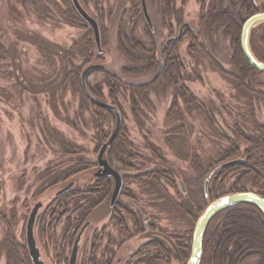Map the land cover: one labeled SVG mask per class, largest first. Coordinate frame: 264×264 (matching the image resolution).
<instances>
[{
	"label": "rangeland",
	"instance_id": "374dc122",
	"mask_svg": "<svg viewBox=\"0 0 264 264\" xmlns=\"http://www.w3.org/2000/svg\"><path fill=\"white\" fill-rule=\"evenodd\" d=\"M144 1L152 20V29L148 27L144 19L142 0L134 15L131 14L128 0H79L82 7L98 23L101 48L104 50L99 53L90 26L75 11L71 0H0V41L5 49L0 52V264H7L8 260L10 264L27 262L28 253H22L20 244L25 239V223L28 214L33 204L39 201V196L56 195V191L65 184L63 181L55 187L46 189L48 176L47 179L43 177L49 163H56L60 158H64L63 152L60 153L64 145L60 141L61 137L65 139L66 146L69 147V149L65 148V151L71 152L65 156V159L82 157L95 164L93 167L85 168L84 171L74 165L69 166L72 178L68 181L74 178L80 185L85 181L82 175H88V180L96 170V153L103 142L97 143L95 130L98 127L97 119L102 118L104 113L96 108H94L96 111L91 109L93 105L98 106L91 103L81 89L82 69L92 64L82 65L86 40L84 37L87 32L90 33L92 50L103 57V62L93 63L102 64L104 69L122 77L127 83L146 84L150 80L154 83L149 86L150 90L147 91L146 98L142 96L139 99L142 103L136 114L131 112L127 94L120 95L116 89L114 91L125 110V118L122 120L125 146L130 153L137 152L140 156L139 159L131 157L127 159L129 163L138 165L134 168H125L118 162L110 161L114 169L122 176L143 173L151 166L149 160L152 162L156 160L151 151L154 149L158 151L160 157H164V165L173 170L171 174L175 185L173 186L166 178L151 180L154 183L137 182L133 179L128 182L124 179L118 201L123 200L126 203L128 200L129 204L135 205L132 207L126 204L130 210L137 213L135 216L137 225L133 223L130 215L118 211L117 215L119 219H122L123 227L120 228L117 225V221L112 218V208L109 206L110 191L106 200L95 203L88 209L91 211L86 215V219L91 220V224L82 239L89 232L88 236L92 235V243L96 247L94 248V244L90 241V246L95 251L93 256L90 253V257L86 254L84 258L85 249L82 252L80 242L76 264H80L81 257L88 262L93 259L98 261L102 252L110 248L114 250L113 264H186V258L190 254L189 247L185 250L181 248L183 256L179 259L174 257L175 253L168 251H164L161 255L160 251L154 249V245H148L151 248L147 247L146 243L150 240H165L164 235L156 230L150 232L145 227L148 224H155L169 231V234H174L172 235L174 237L186 236L189 229L194 228L196 218L209 203L204 193L202 195L203 184L208 177V171L219 164L223 142L213 136L208 120L204 119L202 122L200 116L195 111L187 110L183 99L176 95L173 89L175 74L174 72L169 74V68L164 63L166 47L171 42H180L179 50L183 49L184 53L180 54L179 59L185 65L188 76H191V80L185 81V86L206 109L216 107L217 102H220L219 99L224 100L231 110L230 113L226 112L222 116L227 123H230L229 115L235 116L238 113L233 107L243 108V104L235 99L236 95L230 85L231 82L211 67L204 55L201 56L202 52L197 55L198 53L190 54L186 51L189 40L183 34L186 29L191 30L190 28L184 27L178 40L166 42L169 36L177 34L178 28L183 23H188L195 32L199 30L201 28L199 16L213 2L210 3L211 0H172L169 5H166L163 0ZM255 1L259 6L264 5V0ZM237 2L238 0H220L219 6L230 8L234 6L232 3L237 4ZM68 4L81 21L76 19L69 24L64 22L61 17L62 11L67 10L65 7H68ZM238 9L239 7L235 6L233 11L237 12ZM131 16L132 22L128 21ZM177 17L181 21L180 25L175 22ZM119 27L124 35L128 33L130 35L134 28L133 36L146 49H149V54L154 55L155 64L151 71L140 72L146 64L143 60H139L141 56L135 55V61H127L118 50ZM101 31L105 34L104 43H102ZM29 32L32 35H29ZM227 38L220 32H217L214 37H206L205 40L202 39L203 49L224 68L231 70V46ZM36 41L44 42L49 56L39 52V44ZM7 51L12 55V60ZM13 58L17 60V63ZM73 66L77 68L79 82L73 80V84L70 82L64 85L58 84L63 73L70 72ZM80 66L82 68L78 69ZM124 66L131 69L139 68V74L126 73L122 69ZM158 68L160 70L157 72ZM14 69L21 71L26 85L22 86L19 83ZM55 79L56 84L53 83ZM86 84L98 100L110 102L111 90L104 82L102 72L88 73ZM262 90L264 91V88ZM173 102L179 105L178 115H169ZM259 105L253 117L259 124H264L263 108ZM249 113L250 110L247 116L251 117ZM105 118L103 124L105 128L102 127V131L109 137L115 123L113 118L109 121H107V115ZM122 125L112 143L116 140L119 142L118 136ZM243 131L246 135L250 133V131ZM233 141L240 150L246 145L244 138L234 137ZM128 144L132 146L131 149ZM174 148L176 150L180 148L185 155L176 157ZM238 157L243 158L240 154L230 159ZM177 159L180 160L177 162ZM175 168H179V176L175 175ZM179 181L183 183L185 192L181 191ZM113 182L111 187L114 186ZM127 193H130L132 197ZM93 196L94 202H97L98 196L95 194ZM84 203V200L80 199L63 205L66 208V212L63 211L65 212L64 221L74 208L82 206L85 208ZM177 204L185 205L182 210H179L176 208ZM42 205H44L43 202ZM43 207L39 210L35 221L34 237L44 264H54V249L51 247L52 243L50 244L52 235L47 226L48 219H45L41 232L38 225ZM140 209L146 219V216L149 217L147 222L142 220ZM102 228L105 231L100 239L98 235ZM57 233L60 236L63 228H60ZM94 233L97 234L95 238ZM165 234L168 238L166 231ZM169 239L173 242L172 237ZM71 248L72 246L67 251L68 256ZM116 259H119V262ZM260 260L258 255L241 257L238 264H260Z\"/></svg>",
	"mask_w": 264,
	"mask_h": 264
},
{
	"label": "trees",
	"instance_id": "16d2710c",
	"mask_svg": "<svg viewBox=\"0 0 264 264\" xmlns=\"http://www.w3.org/2000/svg\"><path fill=\"white\" fill-rule=\"evenodd\" d=\"M163 1L166 3V5H169L170 1L172 0ZM128 2L131 14H136L134 12L137 11L140 0H128ZM212 2L213 4L210 5L207 10L202 12V14L199 16V23L201 25V28L196 32L194 31V29H186L184 31L183 36H185L186 39L189 40L186 51L190 54L198 53L197 55L202 52L203 54L201 56L204 55L206 61H208L211 67H213L215 71L220 73L223 77H226L229 82H231L230 85L235 91V93L234 91L233 93L236 95L235 99L243 104V108L233 107V109L237 110L238 113L235 112V116L229 115V118L231 119L230 123H227L224 116L222 115H224L226 112L230 113L231 109L229 108L228 104H225L224 100L222 101L219 99L220 102H217L216 107L212 106L209 109H206L202 103H198L197 97L194 96L185 86V81L191 80V76H188L187 71L185 70V65L179 59L180 54L182 55L184 53L183 49H181L182 51L179 50V41L171 42L166 47V49L164 50V63L165 66L169 68V74L172 72H174L175 74L173 79V89L174 91H176V95L180 96L183 99V103L187 110L190 109V106H192L193 110H204L205 119L208 120V123L212 127L213 136L217 137L223 142L219 164L221 162L229 160L230 158L239 156L240 154H242L244 159V162L241 164L221 168L210 178L207 194L209 202H213L226 194L242 191H252L264 198V124H259L257 119L253 117L254 111H256L258 108V104L262 105L264 112V91L262 90V88H264V81L261 80H264V73L251 68L245 61L240 50V32L244 20L254 13L264 11V5L261 4V6H259V4L255 0H238L237 4L232 3V5L234 6L230 8H222L221 6H219L220 0H211L210 3ZM235 6L239 7L237 12L233 11L235 9ZM65 8H67V10L63 9L61 16L62 19H64L65 23L69 24L76 19L78 21H81L70 4H68V7ZM131 19L132 16L129 17L128 21H131ZM175 22L177 23V25L181 24L179 17L176 18ZM133 29L134 28H132L130 35H128L129 33L124 35L119 27V32L117 35V48L127 61L133 62L135 61L137 55L141 56L139 60H143L144 62H146V64L140 72L151 71L155 64L154 55L149 54V49H146L143 44L139 43L136 40V38L133 36L135 35ZM217 32H220L222 33V35L229 38L231 46V70L224 68L220 64V62L214 59L207 51L203 49L204 41L202 39L205 40L206 37H214ZM101 33H103L102 43H104V31H101ZM28 34L32 35V33L30 32ZM121 37H123L124 39ZM84 38L86 40L83 50L84 54H82V65H86L96 61L103 62V57L92 50V45L90 43V33H85ZM39 40H41V38ZM36 42L39 44V52H44L45 55L47 54L46 56H49V52L47 51L44 42ZM249 42L251 51L254 56L259 61L264 62V23L251 30ZM3 50H5L4 45L0 41V52ZM8 55L12 60V55H10L9 52ZM193 57L197 58V56ZM14 61L17 63L16 59H14ZM80 68L82 67L80 66L78 69ZM122 69L126 73H129L131 75L139 74V68L131 69L124 66ZM93 71L102 72L104 82L112 91H110L109 93V103L115 105L118 108L122 120L125 118V110L122 108L123 106L114 94L115 89L118 93H120V95H124L125 93L127 94V97L130 101L131 112L133 114H136L137 110L140 109V105L142 103L139 99H141L142 96L143 98H146V96L148 95L147 91L150 90L148 89L149 86H152L154 84L151 80L146 84L127 83L122 77L117 76L104 68L96 69ZM71 75L74 78H69V76ZM77 75V68L73 66L70 72H66L65 74L63 73L60 80H58V84L62 83V85H64L68 82H70L71 84H73L74 81L79 82V80L77 79ZM15 76L22 86L26 85V81L24 80L21 71H18V69H16ZM55 82L57 83L56 79L53 83ZM90 88L93 91L92 87ZM233 96L234 95L232 94V98ZM92 105L93 104H91V106ZM94 108H96L97 110L99 109L100 111H102V113H104V116L100 119H97L98 122L96 123L98 126L95 130L96 140L99 144L101 142H104L103 140H106L108 138L106 136L107 134L102 131V127L105 128V126H103L106 120V118L104 119L105 115H107V121L112 118L114 119V115L110 110L94 107L93 105L91 109L95 110ZM243 109L244 111H242ZM248 110H250L249 114H251V117L247 116ZM178 112L179 105H176L173 102L169 115H177ZM254 123H256L255 126ZM243 130L250 131V133L246 135L244 134ZM123 132L124 126L122 127L121 133L118 136L119 142H117L116 140L110 147H108L106 151V157L109 161L118 162L125 168H134L138 165L136 163H129L127 159H129L130 157L133 159H139L140 156L137 152H129L130 150L125 146L126 143L123 139ZM234 137L245 139L246 145L242 150H240L233 141ZM60 141L62 144H64L62 145L60 151V153L63 152L64 158H60L56 163L51 162L46 167L43 173L44 178L48 176V179L46 178L47 183L45 184L47 185L46 189L55 187L56 184L63 181L65 182V184H67L69 182L68 179L72 178V172H70L69 170V168L72 167L71 165H74V167L79 168V170L81 171H84L85 168L95 166L94 162L86 159L84 160L82 157H77L75 159H65V156L70 154L71 152H68L69 150L65 151V148L69 149L68 145L66 146L65 139L61 137ZM128 147L130 149L132 148V146L129 144ZM75 149L77 148L75 147ZM151 151L154 158L157 160V163L156 160H154V162L149 160L151 166L150 168L148 167L145 172L138 173L137 175L132 176H122L123 180L126 179L129 182L133 179L137 182L149 181L150 183H154L151 180H156L157 178H166L174 186L175 180L173 181L171 174L173 170H171L170 167H166L164 165V157H160L158 151L154 149H151ZM174 152L176 157H178V155H185L182 153L180 148H178L177 150L174 148ZM178 160L180 159H177V162ZM215 166H213L208 171V173H210L215 168ZM175 169V175L179 176V168ZM87 176L88 175H82V177H85V181L80 185L77 184L78 180H75L73 178V180H71L74 182L73 186L69 190L58 196L55 194H52L51 196H49V194L39 196V201H42L44 203V207L41 210L42 214L38 219L39 230L40 232L42 231L45 219H48L47 226L49 227V232L52 235L50 244L52 243L51 247L54 249V264H68L67 251L72 246V243L74 242L78 231L80 230L82 225L88 221L89 224L83 233V235H85V232L91 224V220L86 219V215L91 211L88 209L90 207H93L95 203L98 204L106 200L110 193V186L112 183L111 179L107 177L94 178V176L91 175L90 179L87 180ZM41 180L42 179H40V181ZM226 182L228 183L227 187L225 186ZM94 194L98 196L97 202H94L93 200ZM127 195L132 197L130 193H127ZM80 199L84 200L85 208H83V206L74 208L72 213L70 212V216H68L64 221L63 217L66 212V208L63 207V205L67 204L68 202L79 201ZM134 203H136V201H134ZM184 205L185 204L181 206L177 204L176 208L182 210ZM64 210L65 212H63ZM117 210H119L120 212H124L120 205L115 206L111 209L112 218L115 219L117 221V225L122 228V220L119 219ZM125 213L130 215V218L132 219L134 224L137 223L135 217L137 213L134 210H130L128 208ZM189 214L191 215V212ZM151 226L153 227L152 224H149L148 226L150 232L155 231ZM58 228H63V233L60 236H58L57 233V231H59ZM192 230L189 229L186 236L182 235L180 237H174L172 236L174 234H169V231L161 228L160 234L164 235L165 240H150L146 243V245L147 247H151L148 245H154V249L160 251L161 255H163L162 253L164 251L175 253L174 257H177L179 259L183 256L181 248H184L185 250L186 247H189L190 251ZM104 231V228H102L100 234L98 235L100 239L103 237L102 233ZM165 231L169 235L168 238L165 236L167 235L165 234ZM88 233L83 239L81 238L80 241L82 252L85 249V254L83 255L84 258L86 254L88 255V257H90V253L91 256H93V250L90 246V241L92 243V235L88 236ZM96 235L97 234L94 233V237H96ZM171 237L173 238V242L169 239ZM20 247L22 253L26 254L27 249L25 240L20 244ZM110 254V250L105 249L98 261L93 259V261L88 262V260H84V258L81 257L80 264H113ZM27 255V262L25 264H31V261L28 258L29 256ZM256 255L260 256L261 258L260 264H264V216L259 208L250 203H241L229 207L212 217L204 231L202 240V256L199 264H238L239 258L249 256L252 257ZM187 259L188 258H186V260ZM7 264H10L9 260Z\"/></svg>",
	"mask_w": 264,
	"mask_h": 264
},
{
	"label": "water",
	"instance_id": "95a60500",
	"mask_svg": "<svg viewBox=\"0 0 264 264\" xmlns=\"http://www.w3.org/2000/svg\"><path fill=\"white\" fill-rule=\"evenodd\" d=\"M72 5L75 9V11L78 13V15L90 26L92 32H93V36H94V42L96 45V48L98 50V52H103L104 50L101 48V36H100V29L98 26V23L96 21V19L94 17H92L80 4L79 0H71ZM142 13L143 16L145 18L146 23L148 24V26L150 27V29H152V21L150 18V15L148 13V10L146 8V4L145 1L142 0ZM264 23V11L262 12H257L254 13L252 15H250L249 17H247L241 27V32H240V50L241 53L245 59V61L247 62V64L259 71V72H263L264 73V62L259 61L254 54L251 51L250 48V42H249V36H250V32L251 30ZM184 27H190V25L188 23H183L179 29L178 32L175 36H172L170 38H168L166 40V42L168 41H176L181 37L182 31ZM162 64V63H161ZM104 66L102 64L99 63H92L89 64L87 66H85L82 69L81 72V76H80V84H81V89L83 91V93L85 94V96L87 97V99L95 104L96 106L106 109V110H110L112 111L113 115H114V129L113 132L111 133V135L106 139L105 142H103V144L100 146V148L98 149L97 153H96V164H97V170L94 172L93 176L94 178H101V177H105V176H110L113 178L114 181V186H113V190L110 196V205H114L118 194L120 192V189L122 187V177L119 174V172L114 169V167H112L108 161V159L105 157V153L106 150L108 149V147H110L112 145V142L114 140V138L116 137L118 131L121 128L122 125V117L120 114V111L118 110V108L109 103V102H104L101 100H98L89 90L87 84H86V78L88 73H90L92 70H96V69H103ZM160 70V68H158L157 72ZM244 159L241 157L238 158H234V159H229L227 161L221 162L219 165H217L209 174L208 177L204 180V184H203V193L204 195L207 197L208 194V182L210 181V178L221 168L224 167H229L232 165H236V164H241L243 163ZM180 185V188L182 190V192H185L184 187H183V183L181 181L178 182ZM74 182L73 181H69L67 184H65L62 188H60L58 191H56V195H59L61 193L66 192L67 190H69L72 186H73ZM241 203H250L255 205L257 208H259V210L262 212L263 216H264V198L260 195H258L255 192L252 191H242V192H233V193H229L226 194L224 196H221L220 198L216 199L213 202H210L207 204V206L205 207V209L203 210V212L198 216L194 228H193V232H192V238H191V244H190V254H189V258L186 262V264H199L200 260H201V256H202V240H203V235H204V231L208 225V223L210 222V220L212 219V217L229 208L232 207L234 205L237 204H241ZM42 202L41 201H37L33 204L26 223H25V245H26V249H27V253L29 256V259L31 261V264H44V262L41 259V254L40 251L36 245V240L34 237V225H35V221L38 215L39 210L42 208ZM89 222H85L83 224V226L80 228L79 232L77 233L70 254H69V258H68V264H76V260H77V252H78V243L81 237V234L83 232V230L88 226Z\"/></svg>",
	"mask_w": 264,
	"mask_h": 264
},
{
	"label": "flooded vegetation",
	"instance_id": "af4514ba",
	"mask_svg": "<svg viewBox=\"0 0 264 264\" xmlns=\"http://www.w3.org/2000/svg\"><path fill=\"white\" fill-rule=\"evenodd\" d=\"M188 28H190V29H192L191 27H188ZM170 37H172V36H169L168 38H170ZM167 38V39H168ZM191 109V110H190ZM190 112H196L197 113V115H199L200 116V118H201V120H202V122H203V120L205 119V114H204V110H197V109H192V106H190ZM179 113V112H178ZM178 113H177V115H178ZM109 161V160H108ZM109 163H110V165L113 167V165H112V163L109 161ZM96 169H97V167H96ZM96 171V170H95ZM94 171V172H95ZM105 177H107V178H109V179H111V181H113V179H112V177H110V176H105ZM121 177H122V175H121ZM122 182H123V177H122ZM112 184V183H111ZM113 185H114V182H113ZM122 187H123V183H122ZM122 187H121V189H122ZM111 188H113V186L111 187L110 186V191H111V193H112V190H111ZM121 191V190H120ZM111 196V195H110ZM120 197V192H119V194H118V197H117V199H116V201H115V203H114V205H110V198H109V206L111 207V208H113V207H115V206H118V205H120L121 207H122V209L124 210V212L125 211H127V209H128V206H126V204L128 205L129 204V201L127 200V202L126 203H124L123 202V200L121 201V202H119L118 201V198ZM123 199V198H122ZM129 205H131L132 207H135V205L134 204H132V203H130ZM119 213H120V211L119 210H117ZM140 212H141V216H142V220H144L145 222H147L148 220H149V217L148 216H146L147 217V219L145 218V216L143 215V212H142V210L140 209ZM121 219V218H120ZM122 220V219H121ZM153 225V229L154 230H156V231H158V232H160V230H161V227H159V226H157V225H155V224H152ZM148 226H149V224L145 227L147 230H149L148 229ZM95 238V237H94ZM92 244H94V243H92ZM96 247V245L94 244V248ZM93 248V249H94ZM110 250V256L112 257V262L114 261V250H111V248L109 249ZM94 251L95 250H93V253H94ZM68 258H69V256H68ZM116 261L117 262H119V259H116Z\"/></svg>",
	"mask_w": 264,
	"mask_h": 264
}]
</instances>
